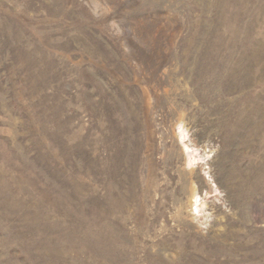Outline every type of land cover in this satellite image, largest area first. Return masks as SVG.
Segmentation results:
<instances>
[{
	"label": "rangeland",
	"instance_id": "374dc122",
	"mask_svg": "<svg viewBox=\"0 0 264 264\" xmlns=\"http://www.w3.org/2000/svg\"><path fill=\"white\" fill-rule=\"evenodd\" d=\"M0 264H264V0H0Z\"/></svg>",
	"mask_w": 264,
	"mask_h": 264
},
{
	"label": "bare ground",
	"instance_id": "6f19581e",
	"mask_svg": "<svg viewBox=\"0 0 264 264\" xmlns=\"http://www.w3.org/2000/svg\"><path fill=\"white\" fill-rule=\"evenodd\" d=\"M193 202H195V201H193ZM196 203V202H195ZM195 203H193V204H195ZM197 204V203H196ZM199 206V205H198ZM197 209V208H196Z\"/></svg>",
	"mask_w": 264,
	"mask_h": 264
}]
</instances>
